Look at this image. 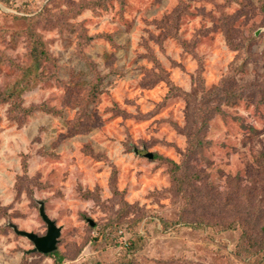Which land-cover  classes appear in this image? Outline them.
<instances>
[{
	"label": "rangeland",
	"instance_id": "obj_1",
	"mask_svg": "<svg viewBox=\"0 0 264 264\" xmlns=\"http://www.w3.org/2000/svg\"><path fill=\"white\" fill-rule=\"evenodd\" d=\"M14 15L40 17L53 59L35 72ZM13 89L0 102V264H56L10 227L45 235L38 201L62 228L63 264H248L241 230L224 229L236 220L264 244V0L0 3V90ZM198 114L204 147L190 155Z\"/></svg>",
	"mask_w": 264,
	"mask_h": 264
},
{
	"label": "trees",
	"instance_id": "obj_2",
	"mask_svg": "<svg viewBox=\"0 0 264 264\" xmlns=\"http://www.w3.org/2000/svg\"><path fill=\"white\" fill-rule=\"evenodd\" d=\"M13 2V0H0L1 4H4L6 6H10L11 3ZM43 13H40V15H42ZM38 15H34L31 17H20V16H16L14 15L15 18H24V20L26 21L27 25L29 26V30L32 31V35H31V43L29 44V60L31 61V63L33 64L34 67V72L37 71L39 69V67H41L42 65L52 61V56L48 53V51H46L45 46H44V42L40 39V35L35 31L34 27L35 24L38 23V20H40V17ZM19 92L15 91V89L10 90V91H1L0 90V102H7V101H13L14 97L18 98L17 96H19L18 94ZM222 99H220L217 103L220 104ZM235 98L234 96L231 97H227V102H234ZM208 103H206L205 105H207ZM13 105L19 109L20 112H24L26 114H30L32 111L31 109H21L20 108V104L17 102V99L15 101V103H13ZM203 105V106H205ZM217 111H219L220 113H222V110L220 108L217 109ZM211 113V111H210ZM198 118L200 119V121L203 123L202 126V130L200 131H196V132H192L189 133V154L190 155H195L197 154V152H201L202 148L204 147V134L203 133V127H205L207 125V121L209 116L204 117L201 114H198ZM187 157H191L189 155H187ZM258 164H260L258 162ZM175 169L173 170V181L175 182L174 184L177 186V190L179 192V194L183 193L184 196V189H185V182L186 180L184 179V177H180L178 174L179 169H181V167H183L182 165H177L175 164ZM185 199V198H184ZM187 200L192 202V198H188L186 197ZM189 205L186 202V206H184V210L189 211L188 209ZM190 212V211H189ZM193 212V211H192ZM191 212V213H192ZM248 216L250 215L249 213H247ZM242 221V219H241ZM209 226L212 227V229L214 230H241V234H240V238L237 241V250H236V255H238L240 258L244 259L248 264H264V244H259L257 243L259 241V239L255 238L256 236H254V234L252 235V232H250V226H247L246 224H242L240 221L236 220L233 221L228 227L221 229L220 224L219 223H208ZM258 224L252 226V230H255L254 228L257 227ZM263 233L264 231L261 230ZM253 241L250 244V241ZM60 241V238H59ZM58 241V244H59ZM143 241V237L140 235H137L134 239H129L127 240V252L129 254H135L138 250V248H140V245L138 246V244L140 242ZM58 244H57V249L51 253L48 254H41L43 256H47V257H56L55 258V262L56 264H63L62 263V257L60 252L58 251ZM126 252V253H127Z\"/></svg>",
	"mask_w": 264,
	"mask_h": 264
},
{
	"label": "water",
	"instance_id": "obj_3",
	"mask_svg": "<svg viewBox=\"0 0 264 264\" xmlns=\"http://www.w3.org/2000/svg\"><path fill=\"white\" fill-rule=\"evenodd\" d=\"M148 158H152V154L146 155ZM39 204V215L47 227L45 235L39 236L33 232H27L24 230L18 229L16 225H10L13 231L20 236L25 237L33 244V248L28 251V253H41L48 254L57 249V244L61 236V227H58L46 213L44 202L38 201ZM91 225H94L90 221Z\"/></svg>",
	"mask_w": 264,
	"mask_h": 264
}]
</instances>
